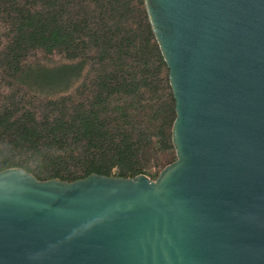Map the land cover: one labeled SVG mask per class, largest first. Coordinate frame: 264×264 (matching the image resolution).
<instances>
[{
  "label": "water",
  "instance_id": "water-1",
  "mask_svg": "<svg viewBox=\"0 0 264 264\" xmlns=\"http://www.w3.org/2000/svg\"><path fill=\"white\" fill-rule=\"evenodd\" d=\"M176 101L156 179L0 171V264H264V0H144Z\"/></svg>",
  "mask_w": 264,
  "mask_h": 264
},
{
  "label": "trees",
  "instance_id": "trees-1",
  "mask_svg": "<svg viewBox=\"0 0 264 264\" xmlns=\"http://www.w3.org/2000/svg\"><path fill=\"white\" fill-rule=\"evenodd\" d=\"M176 116L144 0H0V171L156 179Z\"/></svg>",
  "mask_w": 264,
  "mask_h": 264
}]
</instances>
